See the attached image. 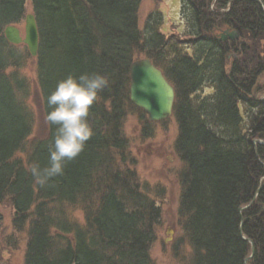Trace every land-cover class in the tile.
Returning <instances> with one entry per match:
<instances>
[{"label": "trees", "instance_id": "obj_1", "mask_svg": "<svg viewBox=\"0 0 264 264\" xmlns=\"http://www.w3.org/2000/svg\"><path fill=\"white\" fill-rule=\"evenodd\" d=\"M28 1L38 31L33 59L44 121L47 96L68 75L99 73L109 83L91 106L93 135L84 150L62 175L38 184L29 168L47 166L55 128L45 121L46 136L29 139L34 116L18 70L30 56L3 36L4 28L23 22L26 0H0V201L8 200L15 232L26 235L23 264H152L160 210L134 173L122 169L128 111L138 115L144 139L153 134L129 102V68L137 57L149 59L174 89L183 232L176 251L187 245L190 264H244L251 242L246 264H264V146H256L257 160L251 144L264 142L259 2L179 0L183 32L164 35L158 10L139 29L142 0ZM224 29L239 40L217 41ZM204 89L211 94L202 97Z\"/></svg>", "mask_w": 264, "mask_h": 264}, {"label": "rangeland", "instance_id": "obj_2", "mask_svg": "<svg viewBox=\"0 0 264 264\" xmlns=\"http://www.w3.org/2000/svg\"><path fill=\"white\" fill-rule=\"evenodd\" d=\"M156 10L160 12L161 32L164 35L172 33V30L179 34L183 32L184 24L181 19L179 0H142L137 16L139 29H142L148 15ZM30 13L31 5L26 0L25 15ZM16 27L20 31V36L23 37V22ZM141 58L143 57H137L135 60ZM18 72L28 82L27 105L34 116L29 139L44 138L47 129L41 109L34 59L30 57ZM210 94L209 89H204L201 96ZM260 98H264L263 92ZM152 125V136L144 139L140 134L143 126L138 121V115L128 111L122 124V133L128 148V156H126L128 162L127 165L122 166V169L134 173L138 188L148 193L160 210V220L154 231L155 240L149 251L152 264H190L189 247L182 245L177 251L175 249L183 238L182 221L178 217L180 197L178 173L182 165L173 150L176 124L170 117L163 122L152 123ZM13 215L8 200L0 201V264H23L26 235L23 232H15L12 225ZM72 217L79 224L83 223L81 212L74 211Z\"/></svg>", "mask_w": 264, "mask_h": 264}, {"label": "clouds", "instance_id": "obj_3", "mask_svg": "<svg viewBox=\"0 0 264 264\" xmlns=\"http://www.w3.org/2000/svg\"><path fill=\"white\" fill-rule=\"evenodd\" d=\"M108 79L99 73L68 75L58 81L53 92L47 96L50 111L46 123L55 128L54 139L49 148L47 166L33 164L29 171L38 184L62 175L67 161L75 159L93 135L88 123L91 106L99 99V93L108 86Z\"/></svg>", "mask_w": 264, "mask_h": 264}, {"label": "water", "instance_id": "obj_4", "mask_svg": "<svg viewBox=\"0 0 264 264\" xmlns=\"http://www.w3.org/2000/svg\"><path fill=\"white\" fill-rule=\"evenodd\" d=\"M257 1L264 13V3L261 0ZM3 35L9 44L16 46L24 45L30 57H36L38 50V31L32 14H27L25 16L23 37L20 36L19 29L14 26L6 27L3 31ZM238 39L239 34L236 31L229 30L220 32L217 38V40L221 42ZM128 92L130 104L140 109L146 115L148 122H160L171 117L175 97L174 89L165 79L161 70L156 68L149 59L141 58L131 63L129 68ZM261 101L264 103V98H262ZM251 144L253 146L255 158L258 160L256 146H264V142L252 140ZM260 165L264 168L263 163H260ZM260 188L259 186L249 204L239 208V212L245 210L253 203ZM241 239L243 241H248L244 237H241ZM250 248L252 256L254 249L251 242ZM251 256L245 259L244 264H246Z\"/></svg>", "mask_w": 264, "mask_h": 264}]
</instances>
